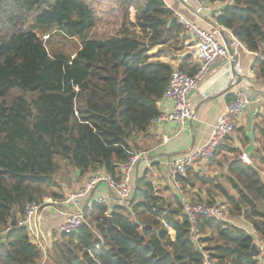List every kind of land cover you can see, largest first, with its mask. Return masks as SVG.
Returning a JSON list of instances; mask_svg holds the SVG:
<instances>
[{"label": "trees", "instance_id": "trees-1", "mask_svg": "<svg viewBox=\"0 0 264 264\" xmlns=\"http://www.w3.org/2000/svg\"><path fill=\"white\" fill-rule=\"evenodd\" d=\"M117 1L115 35L90 38L97 19L81 0H0V264H201L203 252L215 264H260L254 238L229 223L198 217L199 238L191 241L179 196L168 208L145 177L128 207L110 212L93 203L77 232L56 233L44 253L16 228L27 202L64 200L53 191L59 162L78 178L102 170L118 179L159 116L172 73H199L185 53L187 31L163 0ZM199 1L222 4L216 24L259 55L255 68L264 80V0ZM71 39L80 47L69 59L54 43ZM163 53L183 56L174 67L159 60ZM249 160L264 164V144ZM191 170L176 178L190 202L202 201V189L206 205L220 197L264 242V183L252 164L234 160L213 178Z\"/></svg>", "mask_w": 264, "mask_h": 264}, {"label": "crops", "instance_id": "crops-1", "mask_svg": "<svg viewBox=\"0 0 264 264\" xmlns=\"http://www.w3.org/2000/svg\"><path fill=\"white\" fill-rule=\"evenodd\" d=\"M163 2L175 15L184 17L203 30L214 28L215 17L219 14L222 6L219 3L211 4L207 6L209 12L205 13L199 11L198 6L188 0H163ZM91 10L94 17L98 19V14H95L94 9ZM231 36L233 35L228 29H219V37L226 46H228ZM185 45V50L190 49L193 45V39L189 33H187ZM187 50L185 53H187ZM182 56H172L169 53H163L159 60L177 67ZM257 58H259L258 54L247 50H239L230 61L212 65L203 77V80L188 97L189 105L195 111L194 120L187 121L184 125L173 122H153L147 134L137 141L140 149L135 154L140 157L134 170V184L140 178L145 177L152 184L155 195L161 198L165 206L168 208L174 207L179 193L173 184V180L167 173L164 165L165 162L204 143L209 137L210 125L224 111L226 105L234 98L235 94L239 93L242 89L248 90L259 102V113L253 122V125H256L257 128L254 131V136L258 147L264 143V139L259 133V130L264 131V80L259 77V71L255 68ZM232 62L234 63L233 67ZM191 63L199 68V63L196 60L192 59ZM233 68L235 74L242 78L240 83H237V77L233 74ZM253 107L254 105L251 104L245 114L235 121L236 131L234 140L227 142L219 149L215 160L197 164L190 171V174L208 178H213L214 176L220 177L221 174H227L228 169L225 171V168L232 161L240 160L241 156L244 155L243 150L248 145L245 142L244 135L246 137L247 116L253 110ZM171 110L172 103L169 100L160 101L158 105L159 115ZM246 158L249 164L254 166L249 157ZM254 168L257 170L255 166ZM70 170L72 169L69 167ZM72 171L76 179L72 183L71 190L68 191L69 195L73 194L89 175H103L105 173L102 170H98L95 173H89L78 178L80 172L76 175L77 170ZM222 186L229 195L236 197V192L227 183L222 182ZM69 195L65 196L64 199ZM199 196L202 199L206 198V193L203 189ZM193 198L195 197L193 196ZM216 198L221 200L220 197L216 196ZM99 199H104L108 206L111 204L118 205L115 203L114 195L110 194L105 183H100L89 195L81 199L78 208L62 205V202L46 201V204L38 211L34 221L35 229L43 245H50L53 236L57 233L58 226L62 224L66 216L77 210L83 212ZM228 223L242 228L254 238L255 243L258 242L264 247V242L260 241L252 230L251 225L242 217L233 218L230 221L228 218ZM261 258L264 260V254H261Z\"/></svg>", "mask_w": 264, "mask_h": 264}, {"label": "built area", "instance_id": "built-area-1", "mask_svg": "<svg viewBox=\"0 0 264 264\" xmlns=\"http://www.w3.org/2000/svg\"><path fill=\"white\" fill-rule=\"evenodd\" d=\"M188 1L198 6L199 11L209 12V8L199 0ZM233 1L228 0L229 3ZM175 17L193 39L189 55L199 63V73L196 77H190L178 70L172 73L161 99L169 100L172 103V110L159 115L154 122H173L184 125L187 121L195 119V111L189 105V94L203 80L210 67L216 63L230 61L235 53L239 50H246V48L233 36L230 37L229 44L226 46L219 37V29L224 30V28L218 26L216 22L213 23L214 28L203 30L182 16L175 15ZM250 105L251 102L243 93L239 92L235 94L234 98L226 105L224 111L210 125L209 137L204 143L189 149L178 157L167 160L164 164L168 175L173 180L175 188L178 189L183 214L190 225L189 237L195 243H197L199 238L198 217L226 223H228V217L224 208L218 206V204L206 205L205 203L190 202L179 190L176 178L178 176H185L189 170L199 163L210 162L216 159L218 150L227 142L234 140L236 131L235 121L245 114ZM139 157V155L135 154L128 158L121 167L118 179H115L111 174L106 172L103 175H89L73 194H70L62 201V205L78 208L81 199L89 195L100 183H105L110 194L114 195L115 203L119 206L128 207L129 200L134 192L133 175ZM240 160L244 164H249L245 155H242ZM96 203L108 206L104 199H99ZM45 204V201L41 203L27 202L24 205L23 215L16 224V228H24L26 230L32 242L37 244L43 253L45 252V247L35 229L34 221L38 211ZM83 223V212L77 210L65 217L62 224L58 226L57 233L60 235L74 234ZM161 223L164 227H167L164 221H161ZM256 246L261 252L258 258L259 263L264 264V260L261 258V254H264V247L258 242ZM201 264H215V262L207 253L203 252Z\"/></svg>", "mask_w": 264, "mask_h": 264}, {"label": "rangeland", "instance_id": "rangeland-1", "mask_svg": "<svg viewBox=\"0 0 264 264\" xmlns=\"http://www.w3.org/2000/svg\"><path fill=\"white\" fill-rule=\"evenodd\" d=\"M81 1H83L87 6H89L90 9H94L95 14H98L95 30L89 32L87 37L101 38V37L115 35L121 23V13L119 12L120 9L117 3L118 1L117 0H81ZM46 38L47 37L44 36L43 41H46ZM54 46L57 51L61 52L66 57L71 59L75 54V52L79 49L80 42L77 39L57 41L54 43ZM189 51L190 49L187 50V54H189ZM253 164L257 168L259 175L261 176L264 182V164L257 165L260 164L258 161L254 162ZM59 166L60 168L56 176V187L53 188V191L65 197L69 195L68 191L71 190L72 183L76 179V176L74 175L73 171L72 170L69 171V167H65V165L62 162H59ZM43 201L46 202L47 200H43ZM204 202H208V199L203 198L200 203H204ZM216 202L225 209L222 199L221 200L217 199ZM226 208L227 209H225V211L227 217L229 218V221L233 218L240 217V216H232L229 212H227L229 210L228 207Z\"/></svg>", "mask_w": 264, "mask_h": 264}, {"label": "water", "instance_id": "water-1", "mask_svg": "<svg viewBox=\"0 0 264 264\" xmlns=\"http://www.w3.org/2000/svg\"><path fill=\"white\" fill-rule=\"evenodd\" d=\"M234 63L232 62V67H233ZM233 74L237 77V83H240L242 78L239 75H236L234 72V68H233ZM240 93H243L245 96L248 97L249 101L251 102V104L254 105L253 110L249 112L248 116H247V131H246V138L248 140V145L245 147V149L243 150V154L246 157H249L250 154L258 147V144L256 142L255 136H254V131H253V122L254 120L257 118L258 113H259V102L258 100H256L254 98V96H252L250 94V92L246 89H242L240 90ZM228 169V166L225 168V171ZM79 174V171H76V175ZM115 205L111 204L109 206L110 212L113 209ZM6 237V235H2L0 237V243L2 241V239H4Z\"/></svg>", "mask_w": 264, "mask_h": 264}]
</instances>
